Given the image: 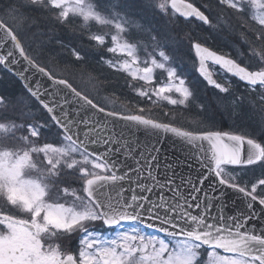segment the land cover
Returning a JSON list of instances; mask_svg holds the SVG:
<instances>
[{
	"label": "snow or ice",
	"instance_id": "1",
	"mask_svg": "<svg viewBox=\"0 0 264 264\" xmlns=\"http://www.w3.org/2000/svg\"><path fill=\"white\" fill-rule=\"evenodd\" d=\"M200 2L202 6L189 0H3L0 66L24 81L33 104L21 112L24 123L0 116L6 121L0 122V200L15 210L0 211V264H264V195L257 191L264 192V178L249 187L227 170L264 167V142L254 138L264 136V0ZM249 16L261 30L254 39L244 37L248 53L236 47L235 59L207 47V37L198 32L204 26L217 34L234 32L249 23ZM75 18L98 50L106 47L109 33H91L92 23L114 29L106 51L127 59L103 62L132 81H143V88L129 82L140 98L188 109L195 105L198 129L206 128L216 113L242 122L248 108L261 117L258 131H189L149 118L144 108L140 114L106 110L38 62L43 41L35 56L22 44L25 25L37 29L34 38L47 37L50 43L57 27H67ZM179 18L192 26L184 36ZM185 46L195 54L196 71L218 90L212 101L196 103L177 72L179 65L171 66ZM71 51L77 61L84 59L76 48ZM209 65L219 69L217 75L231 74L243 82L245 92L237 95L229 80L217 82ZM157 69L166 72V82L155 83ZM89 82L97 95L106 86L91 76ZM173 92L180 98H172ZM0 106L5 112L15 110L7 96L0 95ZM141 130L149 136L171 133L180 148L174 144L175 153L169 155L171 149L158 140H140ZM48 133L59 144L40 145ZM192 160L208 174L193 171ZM210 177L214 179L204 187ZM226 189L241 202L236 206L231 201V213ZM74 239L76 248L71 247Z\"/></svg>",
	"mask_w": 264,
	"mask_h": 264
},
{
	"label": "trees",
	"instance_id": "2",
	"mask_svg": "<svg viewBox=\"0 0 264 264\" xmlns=\"http://www.w3.org/2000/svg\"><path fill=\"white\" fill-rule=\"evenodd\" d=\"M189 1L196 2L197 6H202L200 0ZM2 3L3 0H0V4ZM132 11L135 12L138 11V9L133 8ZM227 12L228 10H226V14ZM146 15L147 19L151 20L153 13L149 11ZM134 19L139 21L141 24L144 23V21L140 19V16H135ZM179 21L180 24L178 30L180 31V35L184 36L185 33L190 31L192 26L185 25L183 20L180 18ZM80 23V18H75L67 27L58 26L56 37L50 43L47 42V37L34 38L33 33L36 32L37 29H29L28 26L25 25L23 31L20 32L21 41L25 46L26 52L33 56H35L37 51L40 49L41 42L43 41L44 54L40 56L41 58L38 59V62L41 63V65L48 67L55 75L69 79V81L77 89L85 94H89L90 98H93L94 101H98L101 106H105L106 108L122 111L124 113L138 114H140L139 108H144L146 110L144 114L148 117L178 124L194 131L218 129L234 131L241 134H251L258 131L261 117L258 113L253 112L248 108L245 110L246 116L242 122H234L227 115L221 116L219 113H216L214 120L207 121L206 128L198 129L193 123V117L195 115L188 116L187 112L181 111L178 108L173 109V107H169L164 101H157L156 103H153L152 101L147 100V98H140L129 86V82L137 88H143L145 87L143 81H132L131 77L128 76L126 72L117 71L103 62L104 60H110L111 57L110 53L106 51V47H109L110 45V37L106 36V47L98 50L94 47L95 42L89 40V32L82 30L79 27ZM232 23L237 24L235 18L232 19ZM49 26H51L50 22ZM260 30L261 27L255 21H251L249 16V23L247 25L239 24L234 32L222 30L219 34H217L216 32L209 31L207 26L198 29V32L200 35L207 37V46L218 52L229 54L236 58L234 54L236 53V47H239L240 51L247 53L246 48L248 45L246 44L244 37L247 36L249 39H254L256 32ZM90 31L91 33L97 34L109 33L108 30H105L104 26L100 29V26L96 25L94 22L91 25ZM241 33H244V35H241ZM56 40L61 41L65 47H61V44L57 43ZM73 48H76L81 52V55L84 57L83 60L77 61L75 59L71 51ZM138 55L143 60L146 59L145 53L142 49L138 50ZM177 65H179L177 67L178 74H183V78L185 80H199V77L195 72L194 55L192 52L188 51L186 46L176 54L175 63L171 66L176 67ZM190 66L193 68L191 73H186V71H188V67ZM157 70L159 71L155 77L159 78V74L162 73L163 70ZM218 72L219 70L214 72V76L218 82L224 83L225 80H229L231 82L232 89L237 93V95L245 92V85L239 83L229 75H217ZM90 76L94 78V80L106 83V86L99 91V95L96 94L92 88V84L89 82ZM195 89L197 97L204 99L202 100V104L214 99V92L212 93L210 90L203 91L202 87L198 85H195ZM0 95L11 98L13 105H15V110H12L10 107L7 112L3 111V107L0 106V116L6 117L9 120H15L17 123H24L25 121L21 117V112L28 111V108H26L25 105L30 108L33 104V100L29 99V95L25 92L20 83L11 74L3 70L1 66ZM105 97H107V99H105ZM153 100H156L154 96ZM20 101L23 103H19ZM125 109H127V111H125ZM32 110L35 112L37 118L40 119V122L43 123V118L41 117L40 112L34 108ZM165 113H168V115H165ZM209 113V115L212 114L211 110ZM0 122L6 121L4 119H0ZM26 122L31 123L32 121ZM254 138L264 142V136H255ZM43 143L59 144L58 140L51 133L46 134V138L40 141V145ZM228 171L239 175L242 182H249V187L251 182H256V179L259 178H264V174L259 178H252L257 175L254 173L251 174L252 171H255V169L251 168H228ZM243 172L247 173L246 176L243 175ZM250 175L253 176L250 177ZM67 186V184L62 185V187ZM73 187H76V185H73ZM259 190L257 191L259 192ZM0 211L15 214V212L11 210L10 206H8L3 200H0ZM104 230L105 229L103 228V231ZM74 240L72 241V248H76Z\"/></svg>",
	"mask_w": 264,
	"mask_h": 264
},
{
	"label": "water",
	"instance_id": "3",
	"mask_svg": "<svg viewBox=\"0 0 264 264\" xmlns=\"http://www.w3.org/2000/svg\"><path fill=\"white\" fill-rule=\"evenodd\" d=\"M10 44V42H9ZM0 51H4V49H0ZM194 53V52H193ZM195 55V54H194ZM198 63V61H197ZM17 68H19L20 66L17 65L16 66ZM199 67V64H197V67L196 69ZM198 73V72H197ZM15 76L14 73H11ZM199 74V73H198ZM231 75V74H230ZM200 76V75H199ZM16 77V76H15ZM201 77V76H200ZM20 83L22 84V86L24 87V81L20 80L18 77H16ZM41 79H46V77H40ZM202 78V77H201ZM203 79V78H202ZM26 90V89H25ZM177 127V126H176ZM221 132H226V131H221ZM138 136H139V139L142 140V141H147V142H151L153 140H158L161 144V146L165 149V150H168V149H171V151L168 153L169 155H172L175 153V149L172 147L174 144L176 146V148H180V143L178 141V139L173 136L171 133H161L160 136H149L147 135L143 130H141L139 133H138ZM191 164H192V170L193 171H196V170H199L200 172L204 173V174H208L207 173V170L206 169H201L200 168V165L197 161L195 160H192L191 161ZM183 171L185 173H187L189 171V169L187 167H185L183 169ZM214 179V178H211L210 177V180L208 182L205 183L204 187H207V183L211 182V180ZM227 193H228V196L226 197V200H225V203L228 204V212L231 213L233 211V207L231 205V201L233 199L236 200V206H240V199L238 197V194L233 192L231 189H226ZM257 207H259V205H257ZM254 223H256L257 225L260 223L259 219H257L256 221H254ZM153 230V229H151ZM154 231V230H153ZM162 234V233H160Z\"/></svg>",
	"mask_w": 264,
	"mask_h": 264
},
{
	"label": "rangeland",
	"instance_id": "4",
	"mask_svg": "<svg viewBox=\"0 0 264 264\" xmlns=\"http://www.w3.org/2000/svg\"><path fill=\"white\" fill-rule=\"evenodd\" d=\"M15 30H16V27H15V25H12V24H10ZM32 36V35H31ZM32 48V47H31ZM32 49H34V48H32ZM246 52L248 53V47L246 48ZM235 54V56H236V53H234ZM36 55V54H35ZM117 56H119V55H116V54H112L111 53V60H113V61H115V60H120V61H122V60H124V59H127V57H124V56H119V57H117ZM39 58H41V57H39ZM141 67H144L145 65H140ZM192 67L190 66V67H188V71H186V73H191V71H192ZM213 69V68H212ZM215 69V68H214ZM216 71V70H215ZM182 78H183V75H182ZM166 79H167V74H166V72H165V82H166ZM176 94V93H175ZM174 94V92H173V94L171 93L170 95L172 96V98H174V99H179L180 97H179V94L177 93V95H175ZM197 99H199V98H197ZM195 101H196V103H199V104H202L203 102H199V100H196L195 99ZM166 104H168V106L169 107H173V109H180V108H184V109H181V111H185V112H187L188 114H190V115H192V116H194V115H196V113H197V111H198V109L195 107V105H193L190 109H188V108H186L185 106H183V105H171V104H169L167 101H164ZM210 112V111H209ZM210 114V113H209ZM170 116V115H169ZM175 117H177V116H175ZM262 168H264V167H262ZM246 172H243V175L244 176H246ZM264 174V170L262 171V173L259 175V176H253V175H250V177L251 176H253L252 178H254V177H256V178H259L260 176H262ZM264 194V193H263ZM62 202V201H61ZM11 208V207H10ZM11 210L13 211V212H15V210L14 209H12L11 208ZM98 227H99V225H98ZM99 230L100 231H102L101 230V227L99 228ZM145 232H148V233H152V232H149V231H146V230H144ZM103 232V231H102ZM75 241V246H77V241L76 240H74Z\"/></svg>",
	"mask_w": 264,
	"mask_h": 264
}]
</instances>
